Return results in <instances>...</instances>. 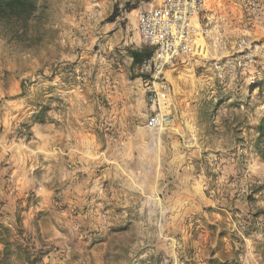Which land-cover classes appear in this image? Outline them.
<instances>
[{
    "label": "clouds",
    "instance_id": "1",
    "mask_svg": "<svg viewBox=\"0 0 264 264\" xmlns=\"http://www.w3.org/2000/svg\"><path fill=\"white\" fill-rule=\"evenodd\" d=\"M0 264H264V0H0Z\"/></svg>",
    "mask_w": 264,
    "mask_h": 264
},
{
    "label": "rangeland",
    "instance_id": "2",
    "mask_svg": "<svg viewBox=\"0 0 264 264\" xmlns=\"http://www.w3.org/2000/svg\"><path fill=\"white\" fill-rule=\"evenodd\" d=\"M203 43V41H199L198 40V43H197V49L201 46V44ZM203 53L202 52H197V55H202ZM209 208H211L212 206L211 205H208Z\"/></svg>",
    "mask_w": 264,
    "mask_h": 264
},
{
    "label": "built area",
    "instance_id": "3",
    "mask_svg": "<svg viewBox=\"0 0 264 264\" xmlns=\"http://www.w3.org/2000/svg\"><path fill=\"white\" fill-rule=\"evenodd\" d=\"M197 43H198V40H193V49H194V52L197 51Z\"/></svg>",
    "mask_w": 264,
    "mask_h": 264
}]
</instances>
